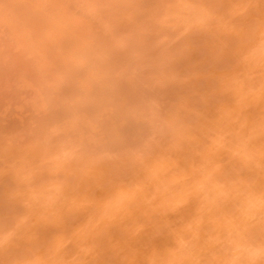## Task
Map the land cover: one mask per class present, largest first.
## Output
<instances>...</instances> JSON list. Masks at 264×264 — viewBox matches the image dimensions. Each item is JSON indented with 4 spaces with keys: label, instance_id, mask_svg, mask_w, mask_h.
Segmentation results:
<instances>
[{
    "label": "rangeland",
    "instance_id": "374dc122",
    "mask_svg": "<svg viewBox=\"0 0 264 264\" xmlns=\"http://www.w3.org/2000/svg\"><path fill=\"white\" fill-rule=\"evenodd\" d=\"M0 264H264V0H0Z\"/></svg>",
    "mask_w": 264,
    "mask_h": 264
}]
</instances>
